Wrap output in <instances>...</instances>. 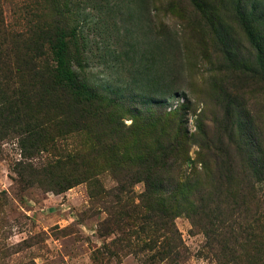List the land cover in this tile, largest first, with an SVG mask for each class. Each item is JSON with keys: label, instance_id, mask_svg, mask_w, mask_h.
<instances>
[{"label": "rangeland", "instance_id": "374dc122", "mask_svg": "<svg viewBox=\"0 0 264 264\" xmlns=\"http://www.w3.org/2000/svg\"><path fill=\"white\" fill-rule=\"evenodd\" d=\"M244 12L264 34V0H0L7 30L55 23L72 29L81 63L73 69L81 77L113 98L128 97L143 113L182 114L189 134L198 121L210 135L220 134L224 92L241 94L254 112L260 106L253 87L235 72L256 69L247 23L240 20ZM44 51L50 60L48 45ZM123 122L128 127L132 119ZM79 143L65 136L51 152L25 160L17 137L0 134V264H168L156 257L166 235L141 233L127 218L145 213L142 183L130 188V199L121 202L126 209L120 210L110 198L91 200L85 182L56 194L73 181L56 170L35 177L34 170L72 149L84 150ZM196 151L192 146L191 159ZM86 163L83 169L98 165L102 171L97 176L102 188L116 187L100 161ZM173 223L182 242L179 264H216L217 248L212 250L199 228L184 215ZM149 239L159 241L151 251ZM247 250L242 264H258L256 252Z\"/></svg>", "mask_w": 264, "mask_h": 264}, {"label": "trees", "instance_id": "16d2710c", "mask_svg": "<svg viewBox=\"0 0 264 264\" xmlns=\"http://www.w3.org/2000/svg\"><path fill=\"white\" fill-rule=\"evenodd\" d=\"M240 20L247 23L256 69L235 72L253 87L260 106L254 112L241 94L224 92L218 135H210L201 121L189 134L176 111L143 113L126 96L99 92L73 69L81 63L72 29L55 23L12 32L0 20V134L17 137L25 160L51 152L59 138L80 139L84 150L72 149L33 171L35 177L56 170L64 179L73 178L56 194L85 182L91 200L110 198L123 210L130 188L142 183L145 213L127 218L141 233L166 235L162 242L148 241L150 251L159 242L160 261L179 264L182 242L173 220L184 215L212 250L217 248L216 264H242L248 246L258 264H264V34L251 15L244 12ZM126 117L132 119L128 127ZM192 146L197 148L194 159L189 157ZM89 161H100L116 187L102 188L98 165L82 168Z\"/></svg>", "mask_w": 264, "mask_h": 264}]
</instances>
